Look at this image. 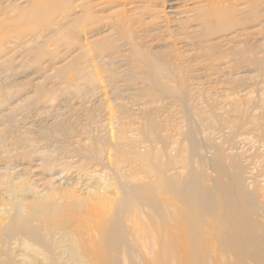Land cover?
<instances>
[{"label":"bare ground","instance_id":"6f19581e","mask_svg":"<svg viewBox=\"0 0 264 264\" xmlns=\"http://www.w3.org/2000/svg\"><path fill=\"white\" fill-rule=\"evenodd\" d=\"M170 2L166 1L169 18L154 24L151 19L161 17L144 18L146 7H140L144 10L141 18L127 15L124 7L132 0H0V71L11 67L17 68L16 73L20 66L24 67L22 63L12 65L17 57L29 58L33 51L42 50L50 42L63 41L56 47H68L72 56L57 69L60 77L74 74L90 83L97 82L99 75L115 80L107 65L126 63L132 73L135 68L144 70L141 74L145 75L146 87L138 89V94L185 99L188 93L180 83L184 80L181 65L199 59L201 51L221 48V58H217L220 65L236 60L254 70L264 68V56L236 58L230 47L253 28L251 24L264 19V9L253 4L256 0H207L181 14L173 10ZM164 4L165 1L161 7ZM118 5H122L119 10ZM114 9L112 14L105 12ZM199 11L205 19L203 25L187 26L185 22ZM65 18L69 20L64 22ZM67 27L71 30L69 36L64 34ZM149 28L153 40L148 39ZM188 34L199 39L191 43ZM173 37L175 43L170 44ZM153 41L162 45L152 46ZM100 67L105 74L98 72ZM125 73H120V77ZM132 73L128 75L131 79ZM24 86L17 84L14 89ZM4 91L13 92L11 88ZM210 124L215 130L229 124L226 127L232 132L224 136L227 143L241 128L238 122H227L224 116L212 118ZM147 126L154 127L155 123L151 121ZM143 134L161 144L166 142L157 135L153 138L148 129ZM199 136L196 127L190 126L186 132L190 155L196 158L197 165L189 162L183 179L167 176L176 160L163 147L155 155L130 153V160L139 162L147 181L140 183L139 175H133L132 182L118 181L117 199H108L96 190L100 195L88 205L89 200L69 194V206L80 215L71 226L68 217L58 219L66 210L54 195H42L28 203L25 198L16 200L10 206L9 220L0 223V264H264V187L258 180L264 167L255 172L242 164L238 155H230L225 165L218 148L207 160L202 155ZM123 139L121 136L119 140ZM117 152L124 153L120 149ZM77 153L102 165L97 142ZM115 165V175L120 176V165ZM205 166L216 176L207 175ZM161 194L172 196L176 204ZM33 222L37 225L32 226ZM12 240L21 249V262L15 261Z\"/></svg>","mask_w":264,"mask_h":264},{"label":"rangeland","instance_id":"374dc122","mask_svg":"<svg viewBox=\"0 0 264 264\" xmlns=\"http://www.w3.org/2000/svg\"><path fill=\"white\" fill-rule=\"evenodd\" d=\"M163 1L165 4L161 7ZM166 1L132 0V4L124 9L131 18H141L144 10L140 7H146L144 18L161 17L151 19L154 24H159L165 22L164 17L171 15ZM170 1L174 4L173 10L181 14L190 11L194 5H204L207 0ZM234 1L243 3L246 0ZM253 4H257L259 10L260 7L264 9V0H256ZM121 6L118 5V10ZM114 11L105 10L108 14ZM201 15L200 11L195 12L194 17L185 22L186 25H203L205 19ZM68 20L65 18L63 21ZM251 25L253 28L230 45L236 58L253 54L264 56V19L259 18ZM168 26L172 32V24ZM151 30L149 28L147 32ZM70 33L67 27L64 34L69 36ZM188 38L191 43L199 39L194 34H188ZM148 39L153 40L151 33ZM62 43L50 42L42 50L33 51L28 60L17 57L12 65L16 67L22 63L24 67L20 66L16 73L17 68L11 67H7L9 70L3 73L0 71V87L13 90L6 94L2 89L0 96V223L9 220L12 214L10 206L16 200L25 198L28 203L42 195H54L66 210L58 219L68 217L71 226L80 215L69 206V194L87 199V202L89 200L87 204L90 205L99 194H96V190L108 199H117L118 181L132 182L130 178L133 175H139L140 183L147 181L145 175L141 174L139 162L130 160L133 151L155 155L164 147L167 154L176 160L167 176L183 179L188 163L197 165L196 158H191L186 140L190 126L199 129L202 155L207 160L213 158L218 148L225 165H228L230 155H238L240 162L255 172L264 167V68L254 70L253 67H245L246 63H236V60L230 65H220L221 61H217V58H221V48L201 51L199 59L181 65L184 80L180 83L188 93L185 99L170 95L147 98L137 92L146 87L145 75L141 74L144 70L139 67L138 70L133 69L135 72L132 73L131 66L126 63L107 65L106 68L114 73L115 80L102 79L99 75L97 82L90 83L78 79L74 74L60 77L57 69L72 56L68 47H56ZM169 43H175V38H170ZM161 45L160 41H153L152 44ZM98 72L105 74L101 67ZM120 73L126 75L120 77ZM130 73L133 74L132 79L128 77ZM13 79H16L15 85L11 83ZM17 84L25 86L14 89ZM39 89L43 91L39 92ZM239 111L243 114L239 115ZM218 116H224L227 122L239 123L241 128L232 142L225 141L231 131L226 127L229 124L221 130L211 127V119ZM151 121L155 123L154 127L147 126ZM144 129H148L153 138L157 135L166 142L161 144L147 138L143 134ZM121 136L123 140H119ZM95 142L102 152V165L77 153L80 150L84 152ZM117 149L124 153L119 154ZM117 162L120 176L115 175ZM204 170L207 175L216 176L209 166H205ZM262 175L258 180L264 187L263 172ZM207 184L212 185L210 182ZM160 196L176 204L177 200L172 196ZM105 210L108 213L109 209ZM31 225L36 226L37 223ZM11 244L15 261L21 262L18 258L20 247H15L13 240Z\"/></svg>","mask_w":264,"mask_h":264}]
</instances>
